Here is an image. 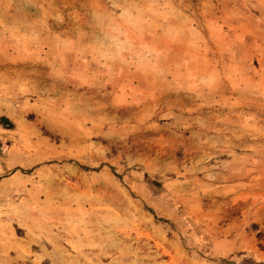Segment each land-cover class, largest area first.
Segmentation results:
<instances>
[{"label": "rangeland", "instance_id": "374dc122", "mask_svg": "<svg viewBox=\"0 0 264 264\" xmlns=\"http://www.w3.org/2000/svg\"><path fill=\"white\" fill-rule=\"evenodd\" d=\"M254 242L264 0H0V264H263Z\"/></svg>", "mask_w": 264, "mask_h": 264}, {"label": "crops", "instance_id": "0c3cea01", "mask_svg": "<svg viewBox=\"0 0 264 264\" xmlns=\"http://www.w3.org/2000/svg\"><path fill=\"white\" fill-rule=\"evenodd\" d=\"M244 251V253H246V255L253 259L256 263H263L264 264V247H260L258 246V243L254 244L252 243L250 245V247L244 248L242 247V249L240 248H236L235 251ZM231 253H233V250H230V252H228L226 255H230Z\"/></svg>", "mask_w": 264, "mask_h": 264}]
</instances>
